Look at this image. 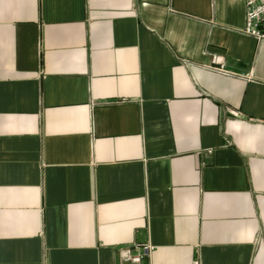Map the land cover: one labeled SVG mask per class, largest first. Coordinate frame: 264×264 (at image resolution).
<instances>
[{"label": "crops", "instance_id": "1", "mask_svg": "<svg viewBox=\"0 0 264 264\" xmlns=\"http://www.w3.org/2000/svg\"><path fill=\"white\" fill-rule=\"evenodd\" d=\"M244 20V0H0V264L142 244L145 264H264Z\"/></svg>", "mask_w": 264, "mask_h": 264}, {"label": "built area", "instance_id": "2", "mask_svg": "<svg viewBox=\"0 0 264 264\" xmlns=\"http://www.w3.org/2000/svg\"><path fill=\"white\" fill-rule=\"evenodd\" d=\"M244 5L245 20L242 33L257 42L264 41V0H244ZM153 249L154 246L150 244L135 245L134 251H127L120 256L118 264H145L144 261L150 257ZM194 264L197 262L194 261Z\"/></svg>", "mask_w": 264, "mask_h": 264}]
</instances>
